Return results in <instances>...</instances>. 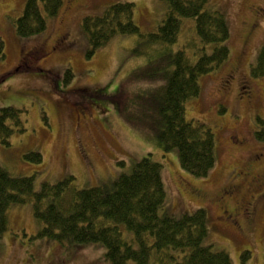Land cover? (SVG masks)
Masks as SVG:
<instances>
[{"label":"rangeland","instance_id":"rangeland-1","mask_svg":"<svg viewBox=\"0 0 264 264\" xmlns=\"http://www.w3.org/2000/svg\"><path fill=\"white\" fill-rule=\"evenodd\" d=\"M116 1L135 3L134 21L143 33L156 31L167 11L160 0H77L74 5L63 0L58 15L49 19L45 31L21 37L16 33L15 21L26 0H0V37L5 42L6 54L5 58L0 57V110L6 106L22 110L25 126L24 131L13 134L9 145L0 140V163L13 175H34L36 189L44 182L54 183L70 175L83 188L129 173L138 160L152 153L163 167L170 210L182 214L207 208L209 241L216 249L228 251L233 264H264V197L257 198L255 213L248 218L240 216L236 226L224 224L217 199L219 191L233 182L245 185L243 194L253 189L245 180V167L253 159L264 193V142L256 138V131L261 128L259 118L264 120V76L250 75L251 65L264 44V17L249 40L244 42L243 38L255 23L250 7L264 6V0L207 3V9H218L227 15L231 37L228 62L202 76L201 95L186 104L187 119L206 123L215 135L217 164L205 178L185 172L175 150L164 152L157 139L143 136L110 102L94 103L87 95L90 89L105 86L109 94L121 91L132 100L136 89L148 84L133 75L136 70L140 74L148 65L146 56L134 52L137 35L118 34L91 53L82 19L101 14ZM184 29L188 32V25ZM61 37H65L64 41L49 59L32 62L25 58L26 53L39 48L46 39L54 44ZM145 47L149 59L155 47ZM68 68L75 74L69 83L64 81ZM231 73V85L225 89L223 83ZM242 79L250 83L252 103L239 99ZM43 112L47 113L48 123ZM239 140L243 142L238 144ZM30 151H39L42 161L27 158L25 154ZM231 203L235 204V200ZM8 215L0 264H47L60 256L67 259L63 264H107L105 248L100 244L78 248L74 243L38 236L42 224L35 218L30 202L12 205ZM246 250L251 254L246 253L247 259L243 260Z\"/></svg>","mask_w":264,"mask_h":264},{"label":"trees","instance_id":"trees-1","mask_svg":"<svg viewBox=\"0 0 264 264\" xmlns=\"http://www.w3.org/2000/svg\"><path fill=\"white\" fill-rule=\"evenodd\" d=\"M160 1L167 6L166 14L158 29L148 33L134 21V2L116 1L101 14L83 17L91 53L118 34L137 35L134 52L146 56L148 64L140 74L133 72L148 84L138 87L132 100L121 91L109 94L105 86L92 88L87 95L94 103L110 102L143 136L157 139L164 152L175 150L185 172L205 178L217 164L215 135L206 123L187 119L186 104L201 95V77L228 62L230 24L223 11L207 9L209 0ZM62 5L63 0H26L15 21L16 33L28 37L45 31ZM146 45L155 47L149 59ZM5 56L0 37V57ZM250 75L264 76V44ZM64 77L69 83L75 74L68 68ZM43 119L48 123L46 112ZM259 122L256 138L264 142V120ZM24 130L22 110L2 107L0 140L9 145L13 134ZM25 156L37 163L43 159L39 151ZM75 179L70 175L36 189L34 175H13L0 163V246L9 226V208L30 202L42 224L38 236L78 248L100 244L107 264H233L228 251L209 241L207 208L182 214L169 209L163 167L152 153L110 182L80 188ZM246 253L251 251L242 254L243 260Z\"/></svg>","mask_w":264,"mask_h":264},{"label":"flooded vegetation","instance_id":"flooded-vegetation-1","mask_svg":"<svg viewBox=\"0 0 264 264\" xmlns=\"http://www.w3.org/2000/svg\"><path fill=\"white\" fill-rule=\"evenodd\" d=\"M76 1L77 0H68L69 5H74ZM250 8L252 12L251 20L255 23L249 26V29L243 37L244 42H247L249 40L252 35L253 29L256 25H258L259 20L264 17V6L252 5ZM244 24L247 25V22ZM64 39L65 37L58 38L55 40L56 43L54 44H51L50 41L46 39L45 42H43L39 46V48H35L26 53L27 56L25 58L27 59V61H30L28 59H32V62L49 59L55 53L56 46H59L60 43L64 41ZM233 76V73L229 74L228 78L224 81L223 87H226L225 89H228L230 87ZM239 89V99L242 100V102H254V93L251 90L250 83L248 81L242 79L240 81ZM242 142L243 141L239 140L238 144H241ZM254 162L255 160L253 159L252 162H249L245 167V180L247 181V186L253 188L252 190L248 189L247 193L243 194L245 191V185L243 183L233 182L228 185H225V187H223L218 193L217 199L219 202L221 213L223 215L222 220L225 225L236 226L238 225L236 220L240 216L248 218L249 215H253L256 211L257 198L264 197L263 191L260 190L261 175L256 171V163ZM242 174H244L243 170ZM251 191L257 195H253ZM232 200H235V204L231 203ZM65 261L67 263V259L60 256L48 261L47 264H63Z\"/></svg>","mask_w":264,"mask_h":264}]
</instances>
